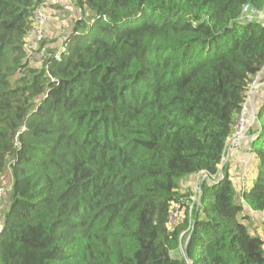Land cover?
Instances as JSON below:
<instances>
[{"label": "trees", "instance_id": "16d2710c", "mask_svg": "<svg viewBox=\"0 0 264 264\" xmlns=\"http://www.w3.org/2000/svg\"><path fill=\"white\" fill-rule=\"evenodd\" d=\"M47 2L0 0V264H264L238 217L246 204L264 218V100L241 194L226 166L191 209L186 185L218 174L264 67V20L240 19L264 0H72L61 46L30 57Z\"/></svg>", "mask_w": 264, "mask_h": 264}, {"label": "built area", "instance_id": "2783aa9c", "mask_svg": "<svg viewBox=\"0 0 264 264\" xmlns=\"http://www.w3.org/2000/svg\"><path fill=\"white\" fill-rule=\"evenodd\" d=\"M47 3L55 5V6L60 5L61 6L60 10H58L59 11L58 15L60 16H64L65 14H68V13L70 15L74 14L75 8L72 3V0H67V1L48 0ZM263 10H264V6H263ZM47 13L48 11L46 10V7L44 6L35 9L34 15H33L35 24L27 35L28 41L31 40L33 43H38L44 38V35H45L44 27L46 28L45 24L49 20V15ZM260 13L262 12H259L257 9L253 8V6L250 3H245L241 9L240 19L246 20V21H252ZM261 72L262 70L260 72H257L248 82L247 95L243 103L241 104V110L239 114L237 115L234 123L232 124L231 134L227 137L224 155L221 159L220 164L218 165V168H219L218 174L211 176L208 173L201 172V173H196L192 175V181L188 184L190 191L192 192L190 196V200H191L190 209L192 208L193 204L196 203L199 199V195L201 193L200 183L204 181V179L210 180L211 177H214L216 179L221 178L222 173H221L220 168L224 164L225 159L228 156L234 155L240 150H242L243 148L242 140L248 133V128L250 126L249 115H248V100H249V97L252 95L253 90L257 87V85L261 81V77H260ZM2 195H3V192H0V197ZM180 209L181 208H180L179 203L178 204L176 203L174 205V209L169 215L170 224L173 225L178 221L177 218H179L178 216L180 215Z\"/></svg>", "mask_w": 264, "mask_h": 264}, {"label": "rangeland", "instance_id": "374dc122", "mask_svg": "<svg viewBox=\"0 0 264 264\" xmlns=\"http://www.w3.org/2000/svg\"><path fill=\"white\" fill-rule=\"evenodd\" d=\"M64 1H67V0H64ZM44 7H46V10L48 11L47 14L49 15V20L45 24L47 27L46 28L44 27L45 35H44L43 40L39 41L38 43H33L31 40L28 41L30 57L37 56L38 53L36 52H38L40 48H42L43 46H46V44L50 43L52 40L55 41L54 46H57V47L61 46L64 36L66 37V35L70 32L71 27L73 25V21H71L73 16H70L69 13L65 14L64 17H61L60 15H58L59 14L58 10H60V8H58L57 6L47 3L46 5H44ZM78 15L79 14L77 13V16ZM257 16L259 17H257L255 20H258V21L264 20V15L262 13L258 14ZM51 22H55L56 29L54 32L49 34V32L47 31H48V25ZM50 27L51 25L49 26V28ZM258 109L259 107L255 109V112ZM254 119H253V123H254ZM247 136L249 137L250 134H248ZM245 147L243 146V151L245 149V152H243L242 154L243 164L234 162L233 165L231 166H229L228 164V168H227V170L229 169L228 174L234 185L236 195H240L241 194L240 191H242L244 187H247L250 184L251 178L255 176V169H256V165L258 161L256 154L254 152L249 151V145ZM10 180L11 179H10V175L8 172H3L0 174V188H1L0 192H3V195L0 197V225L3 219L2 213L6 209L5 202L7 198V187L10 185ZM242 207H243L244 212L240 213L238 217L248 226V229L251 232H255L264 238V218L263 216H261L262 214L252 212L251 209L246 204H242ZM245 214L248 215L246 217L247 219L243 218ZM179 216H181V214Z\"/></svg>", "mask_w": 264, "mask_h": 264}, {"label": "crops", "instance_id": "0c3cea01", "mask_svg": "<svg viewBox=\"0 0 264 264\" xmlns=\"http://www.w3.org/2000/svg\"><path fill=\"white\" fill-rule=\"evenodd\" d=\"M50 25H51V27L49 28ZM55 29H56L55 28V22H51L48 25V31L47 32H49V34H51L52 32L55 31ZM260 77H261V81L259 82L257 87L253 90L252 95L249 97V100H248V115H249L250 126L253 124V119L255 118V114H254L255 109L260 107L263 100H264V68L262 69ZM247 135L242 140V145L244 147L250 145V142H249L250 136L248 137ZM245 149H246V147H245ZM245 149L243 151V148H242V150H240L236 154L228 156L225 159L224 164L220 168L221 173H222L223 166H226L228 168V164H229V166H231V165H233L234 162L239 163V164H243V162H242L243 155L242 154H243V152H245ZM227 171L229 172V169ZM189 179L191 180L192 177H190ZM189 183L187 182L186 185H188Z\"/></svg>", "mask_w": 264, "mask_h": 264}]
</instances>
